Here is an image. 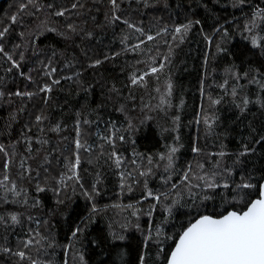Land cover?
<instances>
[{"label":"snow or ice","instance_id":"snow-or-ice-1","mask_svg":"<svg viewBox=\"0 0 264 264\" xmlns=\"http://www.w3.org/2000/svg\"><path fill=\"white\" fill-rule=\"evenodd\" d=\"M192 3L195 8L183 22L172 21L170 15L167 21L154 16L145 26L147 11L159 4L167 9L169 0H155V4L151 0H92L95 12L87 8L86 0H24L9 24L0 27L4 72L0 101L10 105L19 98L38 99L47 106L61 81H72L87 94L95 87L85 79L87 72L95 73L129 53L135 60L126 62L125 80L120 87L110 86L105 104L87 112L82 105L74 113L71 129L39 108L17 130L11 125L26 105L10 113L6 131L12 142L0 143V264H264V164H258L264 159V120L257 123L252 113L255 107L264 116V0ZM133 4L135 16L129 11ZM229 8L234 11L228 12ZM195 9H203L206 17L195 18ZM208 17L213 23L205 30ZM197 26L206 49L198 81L200 107L188 126L202 123L206 136L218 135L217 106L223 103L234 110L236 122L249 114L253 119L245 125L248 134L237 151L221 144L218 151L207 152L200 147L199 135L190 137V152L202 157L193 163L182 162L186 100L174 94L170 69L174 45L183 43ZM49 34L61 38L63 47L44 43ZM108 35L113 39L105 44ZM133 36L135 44L130 43ZM161 38L167 51L161 50ZM117 39L119 50L113 47ZM229 55L234 59L227 61ZM218 61H227L220 83L215 81L217 69L210 71V65ZM166 70L169 74L162 83ZM9 75L23 79L25 88L13 91ZM213 88L221 93L215 98ZM108 103L123 120L100 115ZM161 119L167 126L159 123ZM148 121H156L162 137L171 143L145 155L135 150L134 137L138 125ZM93 127L95 147L88 143ZM49 133L58 137L55 144ZM128 146L131 156H124L121 150L127 151ZM82 153L95 155L97 164L102 159L103 167L116 176V197L128 194L130 198L138 188L140 198L101 205L106 191L103 172L96 171L87 182L80 172ZM77 190L85 202L82 214L74 209L63 212ZM49 191L55 197L54 207L45 210L40 196ZM143 203L149 204L146 210L140 207ZM109 207L126 214L119 220L109 219L106 229L93 236V225Z\"/></svg>","mask_w":264,"mask_h":264},{"label":"trees","instance_id":"trees-1","mask_svg":"<svg viewBox=\"0 0 264 264\" xmlns=\"http://www.w3.org/2000/svg\"><path fill=\"white\" fill-rule=\"evenodd\" d=\"M24 2V0H3L0 3V27L7 26L9 24V18L13 14H17V8L20 3ZM43 2V0H42ZM87 8L91 9L95 12V9L92 8V0H86ZM153 4H155V0H151ZM106 3V0H105ZM221 3H224V0H221ZM179 5V7H177ZM127 7V2L124 5ZM136 5L133 4L131 6L130 14L135 16L134 9ZM195 8V5L192 3V0H169V7L165 9L162 4L156 5L154 10L147 11V15L144 18V24L147 26L152 18L155 16L157 18L164 17L165 21L168 20L169 15L172 18V21L179 19L181 22L184 21L185 16L190 12L191 9ZM197 12V16L195 18H204L206 17V13L203 9H195ZM31 11V9H29ZM141 11H144L141 9ZM234 10L229 8L228 12H233ZM217 14H220V8L217 6ZM227 14V13H224ZM239 15V13H236ZM27 19V13L24 14ZM139 19V17H136ZM171 24V22H169ZM213 23L210 17L206 18L204 21V28L208 30L209 25ZM15 31H19V28H16ZM118 34H119V30ZM113 37L108 35L104 38V43L108 44ZM170 43H172L171 37H167ZM237 40L233 41V44L237 43ZM137 39L135 36L131 39L130 43H137ZM44 43H51L53 46L57 48L63 47L61 38L56 37L54 34H49L48 40L44 41ZM161 44V50L167 51V48L163 47V38L159 41ZM178 45V46H177ZM115 50H119V41L116 40L113 45ZM151 47V45H149ZM175 55L172 61L170 74L175 85L174 94L179 96L183 95L186 100V108L184 109V115L182 117L183 123L185 127H183L181 131L182 142L185 144V148L181 149L182 152V162L184 160L192 161L195 163L196 161L202 159V157H197L190 152L189 138L195 139L197 135H199V144L200 147L205 149L207 152H216L219 150L220 145H227L228 151H237L241 146L242 138L247 136V130L245 125L249 120L253 119V115L249 114V116L242 122H236V115L234 110L227 103H223L217 106V113L220 117L219 126L215 128V132L218 135H205V126L201 123L199 126L189 127V122L192 120V115L194 111H199L200 107V96L198 92V81L200 77L203 75L202 69V60L204 56V52L206 49L205 41L202 39L200 35L199 26L195 27L184 40L183 43L176 42L174 45ZM107 51V49H105ZM214 51V48H213ZM235 51V50H234ZM238 55V53H237ZM243 57H241L242 59ZM234 57L229 55L227 61L233 60ZM227 61H218L210 65L211 68H216L215 81L217 83L222 82L223 80V67ZM127 64H134L135 60L133 59V54L129 53L128 55H122L118 59L113 62L105 63L102 67L96 70L95 73L87 72L85 74V79L95 85L94 89L87 94L78 88L72 81H61V84L54 88L51 95V102L47 106L43 105L38 99L29 101L27 99L21 100L19 98L16 99L15 103L9 104L6 100L0 101V143H11L12 140L8 139V132L6 131V125L9 123L10 113L16 111L17 107L21 105H26V111L20 112L18 114L17 120L12 123L11 127L19 130L24 123H28L32 117L29 115L33 111H38L39 108H45L46 113L51 114L53 121L57 119H62L64 123H66L71 129L73 123L74 113L81 108L82 105H86V112L90 111L92 108H96L101 104H105L109 96V88L112 84H115L117 87L121 86V83L125 80L128 68ZM238 62V61H237ZM65 75L69 73H64ZM169 74V70H166L164 75L161 76V82L165 77ZM59 75V74H58ZM0 76H4L3 69H0ZM93 77H95L93 79ZM9 86L14 91L17 87L22 90L25 88L26 82L20 78H14L9 75L7 77ZM13 79H15V83H13ZM154 81V78H152ZM209 84L212 83V80L208 81ZM153 87L155 84L153 83ZM28 90H31L29 87ZM141 95L143 93H140ZM220 90L213 88L211 90V95L215 98L219 96ZM155 102V101H153ZM36 104L38 107L36 109L33 108V105ZM204 106L207 108V101H204ZM252 113L255 114V120L258 123L261 120H264V116H261L259 112H257L256 108H252ZM100 115L104 117V119H112V120H123V117L119 113H114L112 105L110 103L106 104L103 110L100 112ZM95 119V117H91ZM160 124H165V121L161 119L159 121ZM167 126V124H165ZM101 128H103V122H101ZM35 131V129H33ZM95 127L92 129V133L89 136L88 143L92 144L93 147L98 143L95 139ZM49 136L52 137V143L55 144L58 140L54 134L49 133ZM69 136V140H71V133H66ZM15 137V133H13V138ZM135 150L138 153L155 154L160 152L163 149V145L165 143H171V140H165L160 132V129L157 126L156 121H148L144 125H138L137 131L135 134ZM124 156H131L132 148L128 146L127 151L121 150ZM91 159L92 163H88V160ZM251 159H256L252 157ZM95 155L92 157H87L82 153V164H81V175L85 178L87 182H90L95 177L96 171L100 170L103 172V182L106 191L102 194L100 198L101 205H112L114 203H123L127 204L129 202H134L135 200L140 198L139 192L140 190L137 188L135 193L129 195L126 194L125 197L119 198L115 196V192L118 189L115 187L118 183L116 176L112 173V171L103 167V160L101 159L100 164L95 162ZM230 162V161H229ZM258 164H264V159H260ZM155 186V185H153ZM71 195V192H69ZM40 199L45 203V210L51 209L54 207L55 197L52 192L49 191L46 194H42ZM72 203L68 205L67 208L63 209V212H68L70 210H75L76 212H80L82 214L84 208V199L80 195L79 190L75 196L72 197ZM140 207L145 210L149 207L148 203H143ZM39 215L40 213H35ZM126 213L123 212L121 208L118 207H109L106 210V213L102 214L97 218V222L93 225L92 235L95 236L97 232L102 229H106V225L109 219L119 220ZM147 217H145V220ZM133 235L135 238L136 234ZM99 251V250H98ZM103 258L102 256H98L97 259Z\"/></svg>","mask_w":264,"mask_h":264},{"label":"water","instance_id":"water-1","mask_svg":"<svg viewBox=\"0 0 264 264\" xmlns=\"http://www.w3.org/2000/svg\"><path fill=\"white\" fill-rule=\"evenodd\" d=\"M3 0H0V3L2 2Z\"/></svg>","mask_w":264,"mask_h":264}]
</instances>
